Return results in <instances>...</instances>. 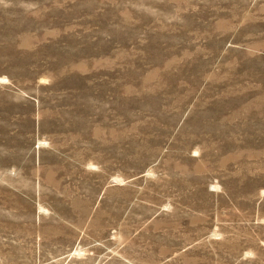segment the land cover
Masks as SVG:
<instances>
[{
    "label": "rangeland",
    "instance_id": "rangeland-1",
    "mask_svg": "<svg viewBox=\"0 0 264 264\" xmlns=\"http://www.w3.org/2000/svg\"><path fill=\"white\" fill-rule=\"evenodd\" d=\"M0 264H264V0H0Z\"/></svg>",
    "mask_w": 264,
    "mask_h": 264
}]
</instances>
